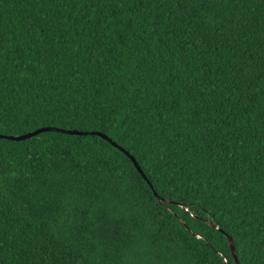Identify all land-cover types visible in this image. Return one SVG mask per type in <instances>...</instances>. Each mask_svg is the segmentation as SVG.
<instances>
[{"label":"trees","instance_id":"16d2710c","mask_svg":"<svg viewBox=\"0 0 264 264\" xmlns=\"http://www.w3.org/2000/svg\"><path fill=\"white\" fill-rule=\"evenodd\" d=\"M40 127L81 133L0 137V264H264V0H0Z\"/></svg>","mask_w":264,"mask_h":264},{"label":"water","instance_id":"95a60500","mask_svg":"<svg viewBox=\"0 0 264 264\" xmlns=\"http://www.w3.org/2000/svg\"><path fill=\"white\" fill-rule=\"evenodd\" d=\"M52 130H58V131H61V132H64V133H68V134H78V133H81V132L76 131V130H63V129H57V128L55 129V128H53V127H40V128L35 129L33 132H31V133H27V134H24V135L14 136V135H1V134H0V137L9 138V139H12V140H21V139H23V138H25V137H28V136H30V135H35V134H38V133L43 132V131H52ZM97 134H98V135H101V136L104 137V138H106L105 135H103V134H101V133H99V132H97ZM133 163H134V165L136 166L137 170L142 174V176H143L144 178H146V177L144 176L142 170H141V169L139 168V166L137 165V163H136L135 161H133ZM228 241H229V243H230V249H231V253H232V255H233V258H234L235 262H237V260H236V255H235V253H234V246H233V244H232V240H231L230 237H228Z\"/></svg>","mask_w":264,"mask_h":264}]
</instances>
